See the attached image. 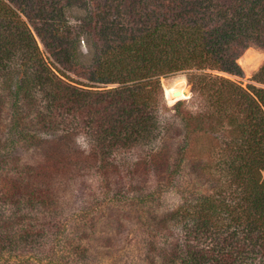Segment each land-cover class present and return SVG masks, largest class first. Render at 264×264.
I'll list each match as a JSON object with an SVG mask.
<instances>
[{
	"label": "trees",
	"instance_id": "trees-1",
	"mask_svg": "<svg viewBox=\"0 0 264 264\" xmlns=\"http://www.w3.org/2000/svg\"><path fill=\"white\" fill-rule=\"evenodd\" d=\"M78 8L86 28L69 20ZM249 45L264 48V0H0V91L12 99L2 156L17 140L33 141L35 131L62 127L64 138L82 133L89 149L71 144L59 161L65 166L95 167L105 177L133 152L132 166L170 163L173 175L183 151L175 161L165 156L166 128L176 120L204 128L209 140L223 142L213 145L214 192L169 211V227L180 223L181 235L159 254L170 264H264V86L245 89L222 75L197 73L240 75L236 60ZM177 72L187 74L203 106L184 115L177 101L169 120L159 77ZM255 80L264 85V62ZM215 127L225 135L215 138ZM52 175L26 166L19 175L25 183L0 182V263L19 262L18 255L44 240L32 215H6L3 204L19 207L15 195L24 191L32 203L40 186L38 201L47 208Z\"/></svg>",
	"mask_w": 264,
	"mask_h": 264
},
{
	"label": "rangeland",
	"instance_id": "rangeland-1",
	"mask_svg": "<svg viewBox=\"0 0 264 264\" xmlns=\"http://www.w3.org/2000/svg\"><path fill=\"white\" fill-rule=\"evenodd\" d=\"M83 16L82 10L74 11L69 13V20L86 28L87 24L84 25ZM35 38L39 48L47 57L48 54L44 52L42 43L36 35ZM82 49H84L83 45ZM236 61L241 66L240 75L208 69L196 72L206 71L222 75L245 89L249 84L264 86L255 80V74L264 62V48L249 45ZM177 78L185 81L189 94L186 98L169 104L164 97L163 86ZM159 83L169 120L174 113L171 108L177 101L181 103L179 107L184 115L187 111L196 112L202 109L203 100L196 96L197 92L187 80L186 73L177 72L160 76ZM110 86L111 84H108L106 87ZM11 101L9 93L1 90L0 182L3 180L6 188L14 177L24 182L25 180L20 179L19 175L26 166H41L43 170L53 173L48 179L47 187L50 188V193L47 198L50 202L47 208H42L38 201L42 198L39 195L40 186H37L39 190L36 191L32 203H25L27 196L24 191L15 195L20 201L19 207L12 203L3 204H8L4 207L6 215L13 210L27 211L32 215L33 220H31L34 225L36 227L42 225L41 230H43L41 234L43 242L37 241L30 247L31 249L24 250L26 255H18L16 260L19 262L14 264H27L28 255L33 261L29 264H170L167 258L159 253L163 249L164 252H169L181 233L180 223L171 224L172 226L169 227L167 215L178 205L194 201L193 198L195 195L197 197V194L214 192L212 174L210 175L215 172L213 145L215 142L223 144L220 140L221 136L217 139L210 137L212 140H209L208 132L204 131V128L195 127L190 130L181 121L176 120L177 123L166 128V132H169L171 137L169 141L171 146L169 154L165 156L175 161L180 156V153H177L180 148L183 151L181 166L173 175L168 174L171 170L170 163L163 164L157 169L143 168L141 165L132 166L135 157L134 153L130 152L126 154V161L117 160L121 166L102 177L95 167L83 168L59 163L62 161L60 159L72 150L71 144H75L77 151H89L82 133L64 138L65 131L61 129L62 127L60 131H35V140L31 142L27 139L17 140L9 154L2 156L5 149L3 140L9 135ZM219 134L222 132L215 127L214 137ZM52 152L57 153L59 158L51 156ZM48 157L57 164L51 163L50 160L46 161ZM173 176L175 180H172ZM27 183H30L29 179ZM149 190L156 191V195L152 199L139 201L138 199L146 195ZM110 196H115L119 200L111 201ZM77 244L83 246V251L73 250ZM168 244L169 250L166 248ZM48 253H54L52 259L46 257L50 256L46 255Z\"/></svg>",
	"mask_w": 264,
	"mask_h": 264
},
{
	"label": "bare ground",
	"instance_id": "bare-ground-1",
	"mask_svg": "<svg viewBox=\"0 0 264 264\" xmlns=\"http://www.w3.org/2000/svg\"><path fill=\"white\" fill-rule=\"evenodd\" d=\"M176 91H178V94L176 93L175 95L174 92ZM163 92H164V97L169 104L175 102L178 99L186 98L189 94L187 84L181 78L174 79L170 84L164 85Z\"/></svg>",
	"mask_w": 264,
	"mask_h": 264
},
{
	"label": "water",
	"instance_id": "water-1",
	"mask_svg": "<svg viewBox=\"0 0 264 264\" xmlns=\"http://www.w3.org/2000/svg\"><path fill=\"white\" fill-rule=\"evenodd\" d=\"M175 93V95H176V93L178 94V91H176V92H174Z\"/></svg>",
	"mask_w": 264,
	"mask_h": 264
}]
</instances>
